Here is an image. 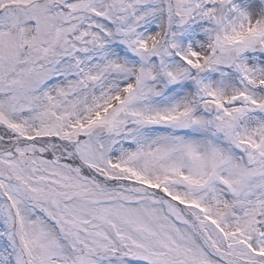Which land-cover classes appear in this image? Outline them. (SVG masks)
I'll return each mask as SVG.
<instances>
[{
  "label": "snow or ice",
  "instance_id": "obj_1",
  "mask_svg": "<svg viewBox=\"0 0 264 264\" xmlns=\"http://www.w3.org/2000/svg\"><path fill=\"white\" fill-rule=\"evenodd\" d=\"M0 264H264V0H0Z\"/></svg>",
  "mask_w": 264,
  "mask_h": 264
}]
</instances>
